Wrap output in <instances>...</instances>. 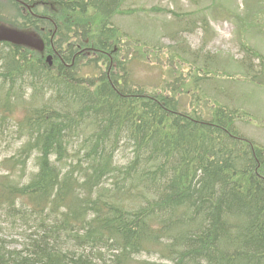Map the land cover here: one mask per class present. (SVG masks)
<instances>
[{"label":"trees","instance_id":"1","mask_svg":"<svg viewBox=\"0 0 264 264\" xmlns=\"http://www.w3.org/2000/svg\"><path fill=\"white\" fill-rule=\"evenodd\" d=\"M6 1L30 25L55 24L57 57L50 67L0 43V149L8 135L23 140L0 162L11 171L0 217L19 237L5 253L0 236L2 264H264V148L238 134L237 113L204 119L174 92L131 83L112 25L121 0ZM81 33L91 72L76 77L65 68ZM144 254L157 260L135 259Z\"/></svg>","mask_w":264,"mask_h":264},{"label":"rangeland","instance_id":"2","mask_svg":"<svg viewBox=\"0 0 264 264\" xmlns=\"http://www.w3.org/2000/svg\"><path fill=\"white\" fill-rule=\"evenodd\" d=\"M120 10L123 12L112 18V25L150 51L142 60L145 65L130 66L131 83L147 93L171 96L174 92L184 111L196 110L205 116L218 106L236 111L238 134L264 148V63H247L242 49L245 45L264 55V0H123ZM14 13L7 1L0 3V16L14 20ZM203 69L209 78H202L193 90L190 77L195 73L203 77ZM174 75L179 83H185L187 93L172 91L179 88L176 79H171ZM249 77H257L263 86L250 83ZM8 136L9 142L1 144L0 162L16 151L17 145L11 143L16 137ZM128 157L129 150L124 149L116 161L124 162ZM33 169L30 163L26 174ZM7 172L11 171L0 167V175ZM8 227V220L0 217L5 253L17 249L19 242L17 232ZM135 259L156 261L157 256L144 254Z\"/></svg>","mask_w":264,"mask_h":264},{"label":"flooded vegetation","instance_id":"3","mask_svg":"<svg viewBox=\"0 0 264 264\" xmlns=\"http://www.w3.org/2000/svg\"><path fill=\"white\" fill-rule=\"evenodd\" d=\"M21 3V6H22V8H24L25 10H26V5L24 4V3H22V2H20ZM52 24H53V26L55 27V24L53 23V22H51ZM50 32H52V34H53V36H54V34H55V30L53 29V30H51V29H48ZM82 37H83V39H82ZM53 39V38H52ZM51 38H50V40H49V45H50V50H48V47H47V49H46V45L47 44H45V48H44V52H43V55H44V57H48V56H53V57H55V60H56V53H55V51L57 50V47L55 46L54 48L52 47V42H53V40H52ZM81 40H82V42L80 43V46L79 45H76L75 43L74 44H72V52H74V54H73V59H72V62H74L75 61V58H76V56L79 54V56H80V60H81V64L84 66V67H86V63H87V60H86V57H87V53H88V48H87V39H86V36L85 35H82V33H81ZM64 45L62 46V52H63V56H65V57H67L66 56V54H67V52H68V48H67V45H65V43H63ZM71 43H69V45H70ZM45 60V59H44Z\"/></svg>","mask_w":264,"mask_h":264},{"label":"water","instance_id":"4","mask_svg":"<svg viewBox=\"0 0 264 264\" xmlns=\"http://www.w3.org/2000/svg\"><path fill=\"white\" fill-rule=\"evenodd\" d=\"M0 40H9L14 44L27 45L37 49L41 48V43L38 40L21 32L9 30L3 27H0Z\"/></svg>","mask_w":264,"mask_h":264},{"label":"bare ground","instance_id":"5","mask_svg":"<svg viewBox=\"0 0 264 264\" xmlns=\"http://www.w3.org/2000/svg\"><path fill=\"white\" fill-rule=\"evenodd\" d=\"M4 1H6V0H0V2H4ZM21 4V3H20ZM27 8V7H26ZM42 19H44V18H42ZM85 24V23H84ZM51 25H52V29H54L55 31H57V27L55 26H53V24L51 23ZM85 26V25H84ZM52 39V38H51ZM49 40L50 39H48L47 41H46V43L45 44H47L46 45V49H47V47H48V50H50V45H48V42H49ZM53 40V39H52ZM0 43H8V44H11V45H14V43L12 42V41H9V40H0ZM44 48H45V45H44ZM42 57H43V59H44V55L42 54ZM44 62L46 63V65H48V66H52V63H50L48 60H44ZM47 81V80H46ZM47 84V83H46ZM28 90V89H27ZM8 91V90H7ZM6 94V93H5ZM13 98V97H12ZM14 101V100H13ZM124 150V149H123ZM120 151H122V150H120ZM124 152V151H123ZM128 153V152H127ZM129 158V157H128ZM115 160V159H114ZM124 160V159H123ZM30 164V163H29ZM116 164V163H115ZM115 166V165H114ZM101 171V170H100ZM128 171V170H127ZM132 171V170H131ZM99 172V171H98ZM100 173V172H99ZM106 174V173H105ZM104 175V174H103ZM116 175V174H115ZM114 175V176H115ZM29 176V175H28ZM101 176V175H100ZM102 177V176H101ZM100 177V178H101ZM107 178V177H106ZM103 189V188H102ZM68 211V210H67ZM98 214V213H97ZM92 216V215H91ZM64 220V219H63ZM61 222V221H60ZM55 224V223H54ZM57 225V224H56ZM64 225V224H63ZM55 228H57V227H55ZM64 236V235H63ZM74 237V236H73ZM57 240H59L58 242H54V245H56V246H59V247H66V248H74V246H72L70 243L72 242V241H70V240H68L67 238H57ZM61 240V241H60ZM74 240V239H73ZM76 240V239H75ZM74 240V241H75ZM77 241V240H76ZM73 243V242H72ZM85 244H83V246H84ZM79 248V247H78ZM66 251V250H65Z\"/></svg>","mask_w":264,"mask_h":264}]
</instances>
